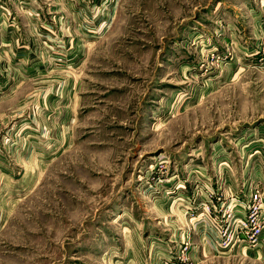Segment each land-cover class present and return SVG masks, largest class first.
Listing matches in <instances>:
<instances>
[{
	"label": "rangeland",
	"instance_id": "1",
	"mask_svg": "<svg viewBox=\"0 0 264 264\" xmlns=\"http://www.w3.org/2000/svg\"><path fill=\"white\" fill-rule=\"evenodd\" d=\"M71 1L0 2L43 16L0 69V264H264L219 240L254 191L264 229V0Z\"/></svg>",
	"mask_w": 264,
	"mask_h": 264
},
{
	"label": "crops",
	"instance_id": "2",
	"mask_svg": "<svg viewBox=\"0 0 264 264\" xmlns=\"http://www.w3.org/2000/svg\"><path fill=\"white\" fill-rule=\"evenodd\" d=\"M4 0H0V2H2ZM16 1L18 0H15V4H16ZM24 2V1H23ZM66 5L70 7L71 9V14H72V18L76 21V19L78 20V15H79V11H77L76 9V5L74 4V2H72L71 0H66ZM2 9H7V11L9 12V7H7L5 4L3 5L2 3H0V69H3L5 67L7 68H13L14 66L11 64V59L10 60H7V58L11 55V53L13 54L15 51H16V48H19L21 50H18L17 52H20L18 53V55L20 56H27L28 57L30 56L31 59L34 57L35 59L34 60H30V67H39L43 64V62L41 61L40 59V56L38 53H37V50H36V42L35 41H32V39H34L33 37H37V31L35 28H33L31 26V19H34V18H31L29 13H25V19L28 20L27 24H28V32H25L26 35L24 37H27L28 39V43L26 44L24 41L20 42L21 41V37L23 36V34H21L20 30L18 29V25L17 23H15L16 25V28H13L12 26H8L7 24H5V20L7 19V23L9 24V17L6 13V11L2 10ZM75 11V12H74ZM77 11V12H76ZM43 18L42 15L39 14L38 18H35L34 20H37V21H41V19ZM40 33L42 34H46L45 32H43L42 30L40 31ZM47 36V35H46ZM48 38V36H47ZM72 41L75 42V40L73 39ZM27 45H29L30 47L32 46V50L28 49ZM34 46V47H33ZM28 49V50H27ZM44 49H46L44 47ZM47 51V50H46ZM33 53V54H32ZM75 56L73 55V57L71 59H73ZM13 60V59H12ZM16 62V61H15ZM51 61L49 60L47 62L50 63ZM18 66H22V65H18ZM5 75V74H4ZM4 75H1L2 77H0V93L1 92H6L7 91H11L12 90V87H13V83L10 82V79H7L5 78L4 79ZM15 145H19V147L15 146V152L13 153L14 155V160L16 161L17 163V159H27L28 156H29V153H30V146L28 144H26V141L19 144V143H15ZM28 154L25 155V154ZM1 157V156H0ZM2 159V157L0 158ZM0 165L2 167L3 170L5 171H9L11 172V169H10V166H7L5 165L4 163H2V161L0 160ZM10 174V173H9ZM149 236H151L150 238H146L147 240L149 239L151 242H154L155 243V246H158L157 248L159 247H165V244L166 242H164L162 239L158 238L157 236H155L154 234H149ZM131 237V241L132 243L135 242V239L134 237L130 236ZM156 237V238H154ZM258 251L256 252V255L258 257H260V259H264V229L262 230V233H261V236H260V241L258 243ZM156 248V247H155Z\"/></svg>",
	"mask_w": 264,
	"mask_h": 264
},
{
	"label": "built area",
	"instance_id": "3",
	"mask_svg": "<svg viewBox=\"0 0 264 264\" xmlns=\"http://www.w3.org/2000/svg\"><path fill=\"white\" fill-rule=\"evenodd\" d=\"M6 11L8 17L9 12ZM35 15V16H33ZM39 16L38 13L32 12L31 18ZM10 23H14L9 19ZM231 205H237L236 199L232 198ZM261 196L257 191L250 192L247 206L244 205L242 212H237L234 209L230 210V220L225 227L223 234L219 236L222 247L230 246L240 240L257 245L260 241V236L263 230V220L260 214Z\"/></svg>",
	"mask_w": 264,
	"mask_h": 264
}]
</instances>
